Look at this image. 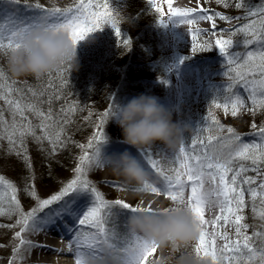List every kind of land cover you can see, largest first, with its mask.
<instances>
[{
  "label": "snow or ice",
  "instance_id": "6c2138e0",
  "mask_svg": "<svg viewBox=\"0 0 264 264\" xmlns=\"http://www.w3.org/2000/svg\"><path fill=\"white\" fill-rule=\"evenodd\" d=\"M217 2L224 7L230 6L229 0ZM15 3H19V0H15ZM149 3L157 12L160 11L155 0H149ZM167 3L169 15L167 21L161 16L160 26L164 27L173 20L178 26L191 25L193 53L211 51L215 46L226 58L230 81L227 91L230 95L223 96L222 102L220 96L214 99L212 106L223 109L226 115L230 114L232 117H237L242 110L252 115H256L257 111H264V0L255 8L247 7L245 0H235L234 7L246 9L243 19L249 22L235 28L229 35L243 34L246 37L245 45H258L256 51H248L243 57L229 55V49L233 45L230 38H218L214 44L211 40L200 39L202 35L215 36L217 33L205 32L197 27L199 22L208 21L211 28L215 29V17L231 23L230 17L220 13L209 14L199 5L173 7L172 0H167ZM189 3H192V0H189ZM26 7L31 8L28 5ZM35 9L38 12L33 17L13 18L7 26L0 21V54L8 56L35 30L64 32L73 46H77L79 41L85 39L87 33L100 30L104 24L112 27L121 46L131 47L130 40L121 39L119 20L110 8L109 0L103 2L72 0L70 6L63 8L36 4ZM66 70L62 67L57 75L62 78V73ZM48 78L51 81L52 73H48ZM238 85L247 91L250 105L239 94L233 92ZM49 86L51 87V84ZM27 91L30 96L26 95L23 89L16 87L15 81L9 82L5 73L0 71V101L7 106L0 107V140L6 139L9 151L23 155L26 160V140L29 137L38 144L48 141L53 152L65 146L64 126L71 122L69 117L76 111L74 105L65 104L61 106L59 117L54 118L52 104L62 98L61 93L59 91L48 93L47 89L37 91L31 86ZM46 95L47 98L43 99ZM45 103L48 105L47 111L42 107ZM5 111L10 114L11 120L5 119ZM29 113L39 123L34 124L26 115ZM114 115L113 108L102 113L93 137L86 145H78L82 155L74 170L75 178L57 194L41 199L34 186L26 188L27 194L37 202L36 207L30 211L25 212L21 208L16 186L0 176V216L7 215L9 218L17 216L18 219L12 226L20 229L15 233L19 245L13 249L9 264H16L21 245H28L26 251L34 247H48L44 244H34L23 234L46 233L49 228L55 227L65 214H71L73 210L70 200L65 198H70L73 193H87L92 198L87 210L76 217V225L79 227L69 229L66 244L67 250L74 254V264H109V261L111 264H145L148 257L156 253L157 246L154 242L147 241L140 235H129L127 225L123 233L115 227H109L114 215L113 208L119 207L132 215L138 212L156 214L152 202L143 206L144 202L140 201L138 206H133L122 199L109 201L87 178L89 169L104 168L101 163L103 155L100 145L106 143L104 125ZM208 117L217 130L215 135H208L202 139L205 129H198L194 138L188 142L183 141L179 150L172 154L154 153L150 149L141 150L139 160L151 173L152 179L143 187H134L131 190L170 201L172 206L163 208L164 214L186 210L198 225L199 235L194 251L199 255L203 249L204 256L209 257L212 264H264V232L254 231L249 235L247 231L249 225L245 216L249 201L252 211L254 213L258 211L256 201L259 199V217L264 220V125L258 126L253 123L251 125L253 135L259 138V142L246 143L232 127L225 128L214 112L209 111ZM225 132L226 137L220 135ZM214 140L223 142V147L231 149L227 158L222 160L219 156L207 154L206 149ZM198 145L202 146L199 153L196 151ZM250 171L256 175H248ZM253 185L256 187H252ZM61 201L63 203L58 209L45 213L43 217L38 216L44 209ZM256 240L260 243L257 244ZM101 252L105 253V256L102 257Z\"/></svg>",
  "mask_w": 264,
  "mask_h": 264
},
{
  "label": "rangeland",
  "instance_id": "374dc122",
  "mask_svg": "<svg viewBox=\"0 0 264 264\" xmlns=\"http://www.w3.org/2000/svg\"><path fill=\"white\" fill-rule=\"evenodd\" d=\"M44 1L48 5H45L40 0H19V3H15V0H0L1 21L7 26L12 22L13 18L33 17L38 12V10L35 9L36 4L45 7L55 5L61 8L72 4V0ZM101 2H103V0H101ZM155 3L160 9L159 12L149 3V0H109L110 8L113 9V11L118 12V14H127L129 20L134 19L132 28L127 30L126 27H120V31L121 37L125 36V39L130 40L131 54L138 60L135 61L132 66L137 67L140 65L142 67L137 70L136 76H133L131 78L132 80H130L129 77L123 76L112 91V95L109 97L108 101L96 108L100 113H104L109 108H113L116 113L119 108L134 97L141 94L155 96L166 110L173 113L174 122L189 127L188 123L184 120L182 121L180 117L184 114V111L191 119L199 115L197 107L205 94V92L203 93V81H201L203 73H212L215 70H219L221 68L220 63H225L226 58L215 46L211 51H197L193 53V42L190 35L192 26H178L175 20L170 21L164 27L160 26L159 20L161 16L167 21L169 15L168 3L167 0H155ZM234 3L235 0H229L230 6L224 7L223 4L218 3L217 0H196L194 4L185 3L182 5L180 1L177 2L172 0L173 7H196L199 5L204 9L207 8L206 10L209 14L220 13L231 18L232 22L228 23L219 20V17H215L216 28L220 26L224 28L234 27L239 20L237 17L241 18L240 15L243 17L245 16L246 13L242 14V9L235 8ZM245 4L249 8H255L260 5L258 2L252 4L247 0H245ZM26 5L31 6V8H27ZM6 21H9V23ZM197 27L203 29L205 32H215L216 29H212L211 23L208 21L199 22ZM106 32L115 34L110 25L104 24L101 26L100 30L87 33L85 39L78 42L77 47L81 48V46L84 45L90 46L98 33L106 35ZM239 35L241 37V34ZM218 38L224 39L219 33L215 36L202 35L200 37L201 40H211L213 44ZM245 39L246 37L242 34L241 41H243L242 44L244 46H246L244 43ZM131 54L129 53V55ZM229 55H234L232 47L229 49ZM197 58L202 59L201 64L197 63ZM212 60H216L214 62L216 64H214ZM210 65L216 66L215 69H210ZM126 72H128V69H126ZM132 73L135 74V71H132ZM23 78L24 77H20L18 79L23 80ZM8 80L12 82L11 79ZM15 85L21 88L22 84L15 83ZM0 107L6 108L7 106L0 101ZM43 109L47 111L48 108ZM181 109H183V111ZM4 115L5 119L11 120V116L7 111H5ZM26 115H28L29 119L32 120L34 124L39 123L30 113ZM247 117L244 127L249 130L252 129L251 125L253 121L249 116ZM54 118L56 117L54 116ZM72 123L75 127V119ZM95 132L92 131L88 134L81 133L78 136L75 135V132H71L72 134H70L68 139L63 137L65 141L67 140L68 146L66 147H68L71 153L70 164L64 167L57 175L53 176V178L50 177L46 179H43L40 173L41 154H39V152L45 147L48 148V141L45 140L38 144L29 137L26 140V160L23 155H18L15 151H9V144L6 139L0 140V176H3L16 186L17 198L20 201L21 208L25 212L36 207L37 204L36 200L27 194L26 188L34 186L37 195L41 199H46L57 194L69 181L75 178L74 170L78 165L79 157L82 155V150L78 145H86ZM104 133L106 136V143L100 145L102 155L118 154L127 150L139 159V152H137L135 148L122 143V130L117 124L116 115L105 123ZM39 134V129H37V135ZM75 136L77 139H75ZM194 137L189 127L188 132L185 134L184 141L188 142ZM201 138L204 139L203 137ZM179 147L180 145L172 150L165 148L162 144L157 142L155 145L146 149H150L154 153L172 154L177 152ZM201 147L202 146L199 145L197 146L196 151L198 153ZM75 149L77 154L76 157ZM206 151L209 156L215 157L209 145ZM149 174L151 176L150 172ZM87 178L109 201L122 199L133 206H138L140 201L144 202L143 206H147L149 202H152V206L158 204L161 209L172 206L171 202L163 197H157L159 203H155L154 201L146 203V198L153 196L152 194L136 193L132 191L131 189L137 186L125 183L123 178L113 175V173L105 167H93L89 169ZM115 185H119L120 187L118 188ZM121 189L124 190L122 191ZM125 192L132 195L130 200H125L120 197V194ZM65 199L70 200V206L73 211L71 214H65V216L57 222V225L53 228H49L47 232H57L59 230L64 233V240L66 241L70 234L69 229H73L75 226L79 227L76 225V217L82 215L87 210L91 205L92 198L87 193H73L70 198ZM61 203H63V201L58 204H53L50 208L44 209L42 212L38 213V216L43 217L45 213L58 209ZM112 211L114 215L109 223V227H115L119 232L123 233L125 231V225H127L128 217L132 214L119 207L113 208ZM16 219H18L17 216H12L11 218L7 215L0 216V264H9L13 256V249L19 245V240L15 238V233L20 229L19 227L12 226L15 224ZM209 231H211V226H209ZM42 233L43 232L33 234L31 232H26L23 236L34 244H40V235ZM196 243L197 240L190 241L185 246L175 251L166 249L164 255L169 257L168 264H212L211 259L204 256L203 249L199 255L194 251ZM218 243L220 242L218 241ZM26 249H28V245L20 246L16 264H36L34 255L35 252L38 250L40 251V248L34 247L27 251ZM84 250L86 251L87 249ZM100 255L103 257L105 253L101 252ZM160 255L161 253L157 249L156 253L148 257L145 264H153V261ZM109 264H111V261H109Z\"/></svg>",
  "mask_w": 264,
  "mask_h": 264
},
{
  "label": "trees",
  "instance_id": "16d2710c",
  "mask_svg": "<svg viewBox=\"0 0 264 264\" xmlns=\"http://www.w3.org/2000/svg\"><path fill=\"white\" fill-rule=\"evenodd\" d=\"M42 1L45 5L44 0ZM252 4L262 3V0H247ZM207 9V8H206ZM243 13H246V9H242ZM115 12V11H114ZM119 20V27H126L130 29L133 27L134 19L129 20L127 14H118L115 12ZM239 15V13H238ZM238 20L237 24L231 28H224L222 26L217 27L215 32L221 34L224 39H232V51L234 52L233 57L235 56H245L248 51H256L258 45H246L244 46L241 41L239 34L235 36H230L235 28L242 27L244 24L248 23L249 20L243 19ZM1 21V17H0ZM3 22V21H2ZM9 23V21H6ZM125 39L124 37H121ZM131 54L130 48H125L121 46L118 41L117 36L114 33L106 32V35L99 34L95 36V39L92 41L91 45H84L81 48L77 47V67L73 64H67L63 66L67 70L62 73L61 76H58L59 71L51 72L52 79L49 81L48 74L37 79L32 76L24 77L23 80L14 78L7 69V57L3 54H0V71L5 73L7 79L15 81V83H21V88L25 91V94L30 96L27 89L29 86L34 88L37 91L47 89L48 93L53 91H59L61 93V99L55 101L52 104V110L56 118L60 115V109L62 105L72 104L76 107V111L71 114L69 119L70 123L66 124L65 127V138L70 137L71 132H75V135L78 136L81 133L88 134L92 131H97V125L100 121V113L96 107L102 103L108 101L109 97L112 95V91L116 87L117 83L123 76L129 77L130 80L133 76H136L137 70L142 66H132L135 61H138L134 58V55ZM213 63L216 60H212ZM202 59L197 58V63L201 64ZM216 64V63H214ZM221 68L215 70L212 73H203L201 81H203V93L205 92L203 99L199 102L197 110L199 115L193 117L192 119L184 111V114L180 117L182 121L184 120L188 123L190 127L191 134L196 136L198 129H205L203 131V138H206L208 135L217 134L215 126H212L211 120L208 117L209 111L214 112L217 119L221 124L227 128L232 127L237 133H239L246 143L259 142V138L253 135L254 130L246 129L244 127L245 120L250 117L253 123L258 126L264 125V111H257L256 115H252L247 111H241L237 117H232L230 114H225L223 109H216L212 106L214 99H217L220 96V102H222V97L230 95L227 91V86L230 81L228 79V66L227 62H222ZM216 66L210 65L209 68L214 70ZM128 69V72H126ZM135 71V74L132 73ZM205 77V78H204ZM51 84V87L49 86ZM16 86V85H15ZM18 87V86H16ZM19 88V87H18ZM233 92L239 94L242 98L245 99L248 105L251 104L247 100L248 93L243 88V86L238 85L233 89ZM47 95L43 97L46 99ZM43 108H48V105L45 103L42 105ZM183 111V109H181ZM75 119V127L73 121ZM209 127L211 130L209 131ZM220 135L227 136V133H221ZM75 136V139H77ZM207 144V140L205 139ZM221 141L214 140L211 145V149L216 156H219L222 160L227 158L228 153L231 151L230 148L223 147ZM49 144V143H48ZM68 143L66 140L65 147L58 148L55 152L51 150L49 144L48 148L42 149L39 154H41V164H40V173L43 179L53 178L64 167L70 164L71 153L68 150ZM76 149H75V157ZM248 175L255 176L254 172H248ZM259 182V180H258ZM247 187V186H245ZM252 187H256L253 185ZM246 200L248 196L246 194ZM258 211L254 213L252 211L251 202L249 201V206L245 210L246 223L249 225L248 233L252 235L254 231L264 232V220L259 217V199L256 201ZM257 244L260 243L259 240L255 241Z\"/></svg>",
  "mask_w": 264,
  "mask_h": 264
},
{
  "label": "clouds",
  "instance_id": "9594fccd",
  "mask_svg": "<svg viewBox=\"0 0 264 264\" xmlns=\"http://www.w3.org/2000/svg\"><path fill=\"white\" fill-rule=\"evenodd\" d=\"M67 64L77 67V46H73L64 32L35 30L7 57V69L14 78L32 76L39 79ZM115 115L122 130V143L137 152L157 142L174 150L181 145L189 130V127L174 122L173 113L166 110L155 96L141 94L134 97ZM101 163L127 184L143 187L152 179L140 160L127 150L103 155ZM154 212L156 214L138 212L130 215L127 230L130 235H140L156 244L161 255L153 264H168L165 250L175 251L196 240L198 225L186 210L164 214L163 209L157 206Z\"/></svg>",
  "mask_w": 264,
  "mask_h": 264
},
{
  "label": "bare ground",
  "instance_id": "6f19581e",
  "mask_svg": "<svg viewBox=\"0 0 264 264\" xmlns=\"http://www.w3.org/2000/svg\"><path fill=\"white\" fill-rule=\"evenodd\" d=\"M174 1H180L182 5L185 3L188 4H194L196 0H192V3H189V0H174ZM150 196L146 198V203L149 201H154L155 203H159L157 196ZM120 197L125 200H130L132 198V195L130 193H121ZM159 206L158 204L155 206H152L153 208H156ZM62 237L65 238V235L61 231L57 232H43L40 235V244L47 245L46 248H40V251L38 250L35 252L34 260L36 264H74V254L69 252L67 250V244L66 241ZM60 250V251H55Z\"/></svg>",
  "mask_w": 264,
  "mask_h": 264
}]
</instances>
